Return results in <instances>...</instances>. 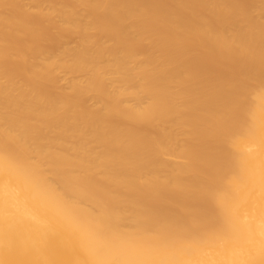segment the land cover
<instances>
[{
	"label": "bare ground",
	"instance_id": "bare-ground-1",
	"mask_svg": "<svg viewBox=\"0 0 264 264\" xmlns=\"http://www.w3.org/2000/svg\"><path fill=\"white\" fill-rule=\"evenodd\" d=\"M0 264H264V0H0Z\"/></svg>",
	"mask_w": 264,
	"mask_h": 264
}]
</instances>
